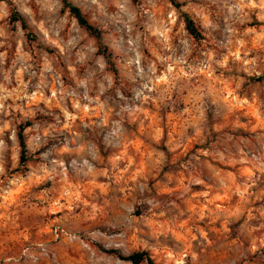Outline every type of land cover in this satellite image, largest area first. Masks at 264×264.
<instances>
[{
  "label": "rangeland",
  "instance_id": "1",
  "mask_svg": "<svg viewBox=\"0 0 264 264\" xmlns=\"http://www.w3.org/2000/svg\"><path fill=\"white\" fill-rule=\"evenodd\" d=\"M69 1L0 0V264H264V0Z\"/></svg>",
  "mask_w": 264,
  "mask_h": 264
},
{
  "label": "trees",
  "instance_id": "2",
  "mask_svg": "<svg viewBox=\"0 0 264 264\" xmlns=\"http://www.w3.org/2000/svg\"><path fill=\"white\" fill-rule=\"evenodd\" d=\"M61 1L64 4L65 8H67L70 11V13L74 16V18H76L79 25H81L86 30H88L91 34L95 35L98 39H100L101 37L100 31L87 20V18L83 15L80 8L73 5L69 0H61ZM170 2L173 3L177 8L180 7L179 4H177L176 0H170ZM10 19H11V22L13 23L20 22L22 25V28L28 31L29 27H28L27 22L25 21L24 17L20 13L16 12L15 9H13ZM184 19H185L186 29L188 33L194 39L202 40L203 39L202 32L198 29L195 22L188 15H185ZM27 35L28 37H30L29 32ZM30 125L31 124L27 123L26 125L20 126V129L18 132V140H19V145L21 148L20 159H21L22 164L27 163L29 160L25 129L29 127ZM105 252L111 255H115L123 261L131 262L132 264H155L152 257L146 251L135 252L129 256H124L116 250H110V251H105Z\"/></svg>",
  "mask_w": 264,
  "mask_h": 264
}]
</instances>
